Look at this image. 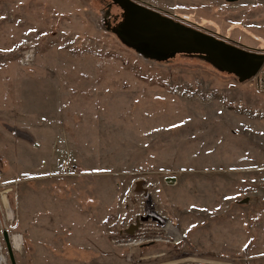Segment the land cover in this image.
I'll use <instances>...</instances> for the list:
<instances>
[{
	"label": "rangeland",
	"instance_id": "rangeland-1",
	"mask_svg": "<svg viewBox=\"0 0 264 264\" xmlns=\"http://www.w3.org/2000/svg\"><path fill=\"white\" fill-rule=\"evenodd\" d=\"M135 1L264 53V0ZM124 15L0 0V264H264V67L152 54Z\"/></svg>",
	"mask_w": 264,
	"mask_h": 264
},
{
	"label": "water",
	"instance_id": "water-1",
	"mask_svg": "<svg viewBox=\"0 0 264 264\" xmlns=\"http://www.w3.org/2000/svg\"><path fill=\"white\" fill-rule=\"evenodd\" d=\"M111 1L124 9V21L118 27V34L132 46H146L152 54L160 55L200 54L222 71L237 76L240 82L256 77L264 67V53L185 26L135 0ZM143 185V181L137 182L136 191L146 192ZM148 220L142 217L127 232L132 234L141 222ZM4 237L12 259L8 233L5 232Z\"/></svg>",
	"mask_w": 264,
	"mask_h": 264
},
{
	"label": "bare ground",
	"instance_id": "bare-ground-1",
	"mask_svg": "<svg viewBox=\"0 0 264 264\" xmlns=\"http://www.w3.org/2000/svg\"><path fill=\"white\" fill-rule=\"evenodd\" d=\"M7 206V205H6ZM8 209V208H7ZM9 211V210H8ZM10 212V211H9ZM11 213V212H10ZM11 215V214H10ZM11 217V216H10ZM12 218V217H11ZM154 221H158L161 222L159 218H157V216L153 215V214H149L148 215V219H152ZM10 242H11V246L13 247L14 251H20L22 249L23 243L21 240V237L18 235H11L10 237Z\"/></svg>",
	"mask_w": 264,
	"mask_h": 264
},
{
	"label": "built area",
	"instance_id": "built-area-1",
	"mask_svg": "<svg viewBox=\"0 0 264 264\" xmlns=\"http://www.w3.org/2000/svg\"><path fill=\"white\" fill-rule=\"evenodd\" d=\"M66 168H67V162H64L63 170H65Z\"/></svg>",
	"mask_w": 264,
	"mask_h": 264
},
{
	"label": "flooded vegetation",
	"instance_id": "flooded-vegetation-1",
	"mask_svg": "<svg viewBox=\"0 0 264 264\" xmlns=\"http://www.w3.org/2000/svg\"><path fill=\"white\" fill-rule=\"evenodd\" d=\"M149 214H151V213H149ZM149 220H151V219H149ZM153 221H154V220H153ZM160 221H161V222H159V224H160V223H161V225H162V224H163V225L165 224V222L162 221L161 219H160ZM155 222H156V221H155Z\"/></svg>",
	"mask_w": 264,
	"mask_h": 264
}]
</instances>
